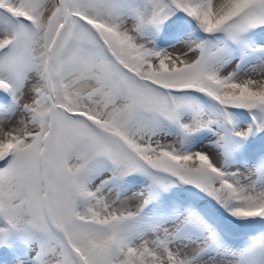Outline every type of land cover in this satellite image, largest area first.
<instances>
[{
    "label": "snow or ice",
    "instance_id": "6c2138e0",
    "mask_svg": "<svg viewBox=\"0 0 264 264\" xmlns=\"http://www.w3.org/2000/svg\"><path fill=\"white\" fill-rule=\"evenodd\" d=\"M0 264H264V0H0Z\"/></svg>",
    "mask_w": 264,
    "mask_h": 264
}]
</instances>
